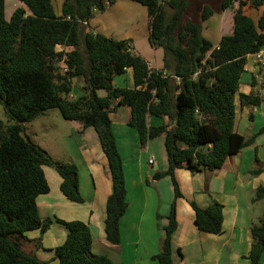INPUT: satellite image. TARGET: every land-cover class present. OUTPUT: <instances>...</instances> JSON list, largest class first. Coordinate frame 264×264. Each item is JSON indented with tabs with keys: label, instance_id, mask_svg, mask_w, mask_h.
Returning <instances> with one entry per match:
<instances>
[{
	"label": "trees",
	"instance_id": "1",
	"mask_svg": "<svg viewBox=\"0 0 264 264\" xmlns=\"http://www.w3.org/2000/svg\"><path fill=\"white\" fill-rule=\"evenodd\" d=\"M20 1L31 13L18 7L6 20L4 0H0V104L10 122L0 120V264H49L21 246L26 231L39 228L43 233L52 222L40 218L36 204V198L49 191L44 166L61 176L59 188L64 196L83 202L77 166L71 160L54 159L25 133V123L51 108H57L65 120H79L96 130L111 180L105 237L111 244L119 243V221L127 203L122 159L109 116L116 105L130 108L128 125L136 129L141 147L164 136L168 166L163 172L156 171L153 178L169 176L174 198L160 251L153 259L159 264H176L172 238L177 228L176 199L182 194L175 170L217 169L228 155L252 145L255 136L264 131L262 127L245 138L233 130L234 95L246 56L264 47L263 19L255 23L242 7L246 2L252 7L264 5V0H238L233 31L223 35L217 46L203 36L202 22L234 0H219L217 5L216 0H134L146 8L149 44L163 49L160 70L151 69L128 40L86 29L96 13L116 0H64L59 16L51 0ZM127 69L132 71L133 87L114 86V76ZM75 77L84 79L83 94L70 99ZM98 89H104L106 95L99 96ZM238 98L241 106L248 107L263 100L255 91L239 93ZM149 115L165 116L168 122L149 124ZM262 197L264 188L259 187L253 200ZM190 204L198 230L222 232L221 204L206 208ZM56 221L67 229L64 242L53 249L56 264H115L108 256L92 252L86 223ZM250 233L253 241L247 258L249 264H259L264 251V211Z\"/></svg>",
	"mask_w": 264,
	"mask_h": 264
},
{
	"label": "crops",
	"instance_id": "2",
	"mask_svg": "<svg viewBox=\"0 0 264 264\" xmlns=\"http://www.w3.org/2000/svg\"><path fill=\"white\" fill-rule=\"evenodd\" d=\"M63 1L51 0L57 16L62 14ZM218 3L219 0H216L215 4ZM138 4L134 0H116L103 12L96 13L86 23V29L117 40H128L151 69L160 70L163 68L164 52L162 47H152L149 44L147 11ZM238 5L239 1L234 0L232 5L214 12L202 22V34L213 46L218 45L223 35L232 33L233 17ZM18 7L23 8L26 14L31 13L20 0H4L5 19L9 20ZM242 10L255 23L262 18L264 32V5L252 7L246 2ZM138 14L144 19L142 29L137 27V21L133 18ZM114 18L120 21V25H116ZM122 28L125 30L123 33ZM59 48L69 50L65 46ZM262 50L264 51V47ZM262 61L263 63H258L254 54L246 56L239 88L234 95L233 130L245 138L264 127V60ZM112 83L117 87H133L131 69L114 76ZM83 84V77L73 78L74 93L70 92L68 97L75 99L82 95ZM252 91L262 96V102L254 107L241 106L239 93L248 94ZM96 93L99 96L106 95L104 89H98ZM40 116L46 117L45 113ZM109 116L122 159L126 188L127 206L119 221L120 241L111 244L105 237V207L111 192V180L98 134L92 126H84L79 120H65L61 117L56 123L48 124V144H43L44 140H41V144L54 159L71 160L77 166L83 202H74L64 196L59 188L61 176L52 167H43L49 191L40 194L36 198V204L40 218H51L52 222L43 233L39 228L26 231L21 244L26 252L33 253L39 260L49 264L57 263L53 249L62 244L67 235L66 227L56 221L61 219L86 223L92 237V252L108 256L115 264H159L153 256L160 251L164 237L163 227L167 224V214L174 198L169 176L153 178L156 171L163 172L168 166L164 136L152 138L141 147L136 129L128 125L131 117L128 106L116 105ZM147 121L149 124L159 125L168 122V119L165 116L149 115ZM28 125L30 122L25 123V133L32 139L44 137V134H37L35 131L33 134L26 132ZM149 158H152V163H149ZM258 169L260 171L257 174L250 173ZM175 177L182 196L176 199L177 228L172 238L174 262L249 264L247 254L253 241L250 227L264 211V197L253 200L256 190L264 188V131L255 136L252 145L228 155L221 167L198 172L180 167L175 170ZM191 202L201 208L215 202L221 204L222 232L212 234L198 230L194 224ZM259 264H264V251Z\"/></svg>",
	"mask_w": 264,
	"mask_h": 264
},
{
	"label": "rangeland",
	"instance_id": "3",
	"mask_svg": "<svg viewBox=\"0 0 264 264\" xmlns=\"http://www.w3.org/2000/svg\"><path fill=\"white\" fill-rule=\"evenodd\" d=\"M208 3L212 4V2H208ZM138 5H139V7L144 8V6H142L141 4H138ZM133 18L135 21H137L136 25L138 28H140V29L144 28V19H142L139 14L133 16ZM114 20H115L114 22L116 23V25H120V21L118 19L114 18ZM107 22H108V20H107ZM110 22L111 21H109L108 25L110 24ZM91 26H93V25H91ZM105 32H108V31H105ZM123 32H125V30H123V28H122L121 33H123ZM114 34H117V33H114ZM58 49L63 50L61 48H58ZM262 59L264 60V53L262 55ZM71 93L73 94L74 90H72ZM44 113H45L46 117L40 116L39 118L34 119L32 122H30V125H28V129H26L27 130L26 132L30 131L29 134H33L32 132H34V131L37 134H44V137H38V139H32L42 147H43V145L41 144V142H42L41 140H44L43 144H45V145L48 144V133L46 130V129H48V124H50V123L54 124V123H56L57 120L62 119L57 108H51L49 110H46ZM48 113H49V116H48ZM0 120H2L4 123H10L8 118H7L5 109L3 108V106L1 104H0Z\"/></svg>",
	"mask_w": 264,
	"mask_h": 264
},
{
	"label": "built area",
	"instance_id": "4",
	"mask_svg": "<svg viewBox=\"0 0 264 264\" xmlns=\"http://www.w3.org/2000/svg\"><path fill=\"white\" fill-rule=\"evenodd\" d=\"M263 52L264 51L262 49H260L259 51L253 53L255 55V58H256V60H257L258 63H263V61H262V54H263ZM148 161H149V163H152V158H149Z\"/></svg>",
	"mask_w": 264,
	"mask_h": 264
}]
</instances>
